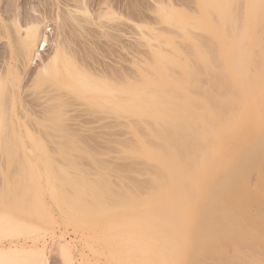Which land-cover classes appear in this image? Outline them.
<instances>
[{"label":"bare ground","instance_id":"obj_1","mask_svg":"<svg viewBox=\"0 0 264 264\" xmlns=\"http://www.w3.org/2000/svg\"><path fill=\"white\" fill-rule=\"evenodd\" d=\"M80 1L77 11L88 14L87 1ZM198 2L199 16L168 2L156 5L161 19L179 28L191 45L173 46V54L154 49L152 60L137 57L136 76L127 71L125 56L115 69L89 67L62 23H57L52 52L42 58L47 45L42 19L28 10L22 16L12 5L5 9L9 23L0 24L6 39L0 49V264H43L49 246L41 237L42 222L49 218L56 227L65 218L77 219L83 230L73 225L83 231L87 253L103 255L105 264H264V231L251 228L252 220L237 213L230 200L237 190L223 189L245 183L249 168L259 164L257 146L249 139L264 127L262 3ZM108 10L103 15L114 19ZM71 15L80 23L82 18ZM158 35L173 42V32ZM143 63L159 75L145 79ZM32 64L35 69L29 70ZM73 97L90 113H105L103 119L126 125L135 141L122 144L133 145L127 153L136 158L110 166L95 160L99 171L92 176L93 167H82L89 175L78 168L73 152L86 157L95 152L84 148V135L64 122V108ZM66 244L59 242V251L71 260ZM86 255L83 261L99 264Z\"/></svg>","mask_w":264,"mask_h":264},{"label":"rangeland","instance_id":"obj_2","mask_svg":"<svg viewBox=\"0 0 264 264\" xmlns=\"http://www.w3.org/2000/svg\"><path fill=\"white\" fill-rule=\"evenodd\" d=\"M76 1H78V2H76ZM76 1L75 0H0V24H5V23L8 24L9 23V20L6 18L5 9H7V7H10L11 5L15 9L21 10L22 11L21 13L22 14L24 13L22 16H25L27 14V12L28 13L31 12L32 15L37 16V18L38 17L41 18L42 20L39 19L42 21L40 24V25H42L41 30L43 29L42 34H44V36L47 35L46 37H43V38L47 39V41H46L47 45L45 46L44 51L43 50L40 51L41 52L40 54H41L42 58H45L53 50V47H54L53 42H55L54 38H56V35L58 33V27L62 23L63 28H65L64 31L66 32V34H69V38L71 39V41H74V44L76 43L78 45L79 49H81L82 51L87 53L86 54V53L81 51V54L82 55L84 54L83 58H85V61L88 62L87 64H89V67H91L92 69L101 70V68H104L103 66H105V67L111 66L112 68L115 69V68H117L116 66L120 65L118 63V60L120 62L121 57L123 56V58H124V56H125L126 58H124L125 61H123V63L125 64V66H128L126 68H127V71L130 72V75L131 74L133 75L135 73L137 74V70L135 69L134 62L135 61L137 62L138 58H140V57H142L143 60L144 59L147 60L148 58H150L152 56L154 49H157V48L163 49L167 53L173 54V51H172L173 46L179 49V48H187L191 45L189 40L182 38L181 30L179 28H177L176 26L171 25L167 22H164L161 19V15L157 11L158 5L159 6H160V4L162 5V3L164 5H166V3L168 2L167 4H171L175 8L181 9L187 13H190V14H194L195 16H199V9H200V5H199L198 0H92L93 2H90V3H89V0H86L87 1V2H85L86 6L87 7L89 6L88 7L89 8L88 14H84V13L80 14L81 12L77 11L78 8L76 7V5H78V3L80 5V3H82V1H80V0H76ZM260 1L262 3V11H263L262 15H263V20H264V0H260ZM7 4H9V5H7ZM15 4L16 5L19 4L18 8L16 7ZM156 5H157V7H156ZM20 6H21V8H20ZM73 8H74V12H73ZM107 8L110 11H112L111 16L114 13L113 14L115 16L114 19L112 18L113 16L110 17V18H112V19H110V18H108V16L103 15L105 10L106 11L108 10ZM57 11H59V12L57 13ZM71 11L73 14H75V16H79V18L77 17L78 19L82 18L81 21H83L85 19V17H86V19H88V18H90V19H88V21L85 20L84 23L81 21L79 23V21L77 22L74 20H72L73 21L72 22L69 19L70 15L72 14ZM62 12L63 13L68 12V13L63 14ZM89 12L91 13L92 17H90ZM76 13L78 15H76ZM3 14H4V16H3ZM60 14H62V16ZM99 14H101V16ZM80 15H82V16H80ZM21 17H19V21L21 20L20 21V22H22L21 24H24L25 21H23V19L26 16L24 18L22 17L23 19ZM63 17H65V19H63ZM55 19H56V21H55ZM58 19H59V21H58ZM4 21H5V23H4ZM65 21H67L68 25ZM68 21L70 22V24ZM93 21H94V23H93ZM75 22H77L78 24ZM138 24L141 26H139ZM77 25H78V27H77ZM71 26H73V28ZM87 26L89 29L87 28ZM141 27H143V28H141ZM139 29H143V30H139ZM69 30H71V32H69ZM78 31H80V32H78ZM82 31H83V33H81ZM89 31L91 34L89 33ZM191 31L194 34H200L199 30L191 29ZM170 32H173V35H174L173 42L168 43L166 40L163 39V37L161 35H158L160 33H164V34L169 33L170 34ZM260 32L263 35L262 41L264 42V30H261ZM86 34H87V36H86ZM76 35H78V36H76ZM140 35L142 37H140ZM71 36L72 37L74 36V37L72 38ZM5 41H6L5 38H3V37L0 38V49L2 47L3 48L6 47L4 45ZM89 42H90V44H89ZM76 44H75V47H77ZM1 50H3V49H1ZM109 53H112L114 55H111ZM116 53H118V54H116ZM138 55H140V56H138ZM107 57H108V59H107ZM111 57L113 58V60ZM1 59L2 58L0 56V60ZM91 59H93V60H91ZM98 59L100 62L98 61ZM101 59H104V62ZM2 60L0 61V71L2 68V64H3ZM151 60H152V57H151ZM106 62H108V63H106ZM109 64H110V66H109ZM35 65H33V64L31 66L29 65L28 69L29 70L35 69ZM145 65L146 64L143 63V66H145ZM32 66H34V67H32ZM100 66H101V68H100ZM29 67H31V68H29ZM144 71L146 73L145 79L146 78L154 79L159 75L156 71L154 73L149 68L148 65H146ZM136 74H135V76H136ZM22 82H23L22 84H27V82L25 80H23ZM28 83H29V81H28ZM232 93H233V91L230 90L228 92L227 97L230 96ZM76 98L73 97L72 98L73 101H72V99L69 100L68 104H70V105L66 104L68 106L66 107L67 111L64 108V111L66 114V116H64V122L70 128L72 127L71 129H73L74 131L78 130L77 131L78 134L81 133L80 134L81 136L82 135L85 136V137L82 136V140H80L82 142V144L85 143L84 148L87 147L88 150L91 149L90 153L95 152L93 154L94 158L91 154H90V157L92 156V158H90L88 156L86 157V156H84V154L79 155V154H77V152H73V153H76L75 154L76 158L79 157L78 158V160H79L78 165H80V166H78V168L81 167V169H84V168L88 169V167L91 166V169H92V167H93L94 170L93 169H92V171H90L91 169L89 170L90 171L89 174H91V175L88 174V170H87V172H85L86 169L82 170L84 173H87V175L92 176L93 173L95 174L99 171V170L97 172L95 171L96 170V167H95L96 164L95 165L93 164V162H96L95 160L99 161V160L103 159L105 165H109V166L112 164L125 165V164L130 163L132 160H134L136 158V156L132 155L130 153H127V150L133 145H129L126 147V145L122 144V142L128 143V142H134L135 141L133 138V134H132L131 130L128 127H126V125L121 124V122H119V120L115 121V118H113V117H112L113 120H110L111 118H109V117H108L109 119H103V117H104L103 115H105V113L103 115L101 113L102 117H101V115L99 116V114L97 116L96 112H95V114H93L92 112L90 113L88 111V108L85 105V103H83L82 101L80 102L79 98H77V99ZM68 107L70 108V110ZM72 108H73V110H71ZM98 113H100V112H98ZM90 114H92V115H90ZM75 118L77 120H75ZM66 119H68V120H66ZM73 119H74V121H73ZM117 121L119 122V124ZM263 133H264V127L262 129L258 130L256 132V134L254 136H252V138L249 139L250 142H252L255 146H257L258 151H257L256 156H255L256 157L255 161L258 160L259 164L255 163L254 166L249 168V176H248L247 181L245 183L239 184L237 187L233 186V184L232 185L227 184L223 187V189H226V190H237L238 193L236 194V196H234L233 198L230 199L234 202L232 204H234V206H237V213H239L242 216H246L252 220V221H250L251 228H255L258 231H264V143H263L264 139L262 138ZM75 155L70 154V156H72L71 158L75 157ZM95 157H96V159H95ZM82 159H83V161H81ZM89 160L92 163H90ZM84 161H85V164L82 163ZM101 161H99V162H101ZM79 162H81V163L79 164ZM81 164L83 166H81ZM98 164L99 163L97 162V165ZM82 167H84V168H82ZM78 168L76 169V172H77ZM93 171H95V172H93ZM72 172H70V173H72ZM109 172H110L112 178H116L115 172H113V171H109ZM127 173H129V171ZM130 175L137 177V174L134 172L130 173ZM68 219H69V221H66V218H65V220H62V223L59 224L60 226L57 225L58 227H56V224H54V218L47 219L48 222L46 219L43 220L42 225L43 224L44 225L42 227H44L43 231H45V232L42 233L43 235H41V237L44 236L42 238H45L48 240L47 243L49 246V248L48 247L45 248V251L48 249L46 252L43 251V253H44V257L42 255V258L44 260L43 264H60V263L63 264V261L65 259L63 257H61V255H63L64 253L59 251L60 250L59 249V242H63L65 244L68 243L66 245H67V248L69 247L68 249H70L69 255L71 256V260L69 257V259L65 260L67 262L65 264H72V263L73 264H88L87 261L86 262L83 261V259H85V258H82L85 256V254L88 255V256L87 255L86 256L90 258L91 262H95V263L97 262L99 264H105V257L103 255H92L91 253H87L89 251L86 248V246H84L86 242L84 239L85 236L82 235L83 231L80 232L81 229H79L80 230L79 231L78 228L76 229V226H74L76 224V222L79 223L78 220L76 219L77 220L76 221V220H73L72 218H68ZM52 222H53V224H52ZM45 223H46V225H45ZM73 223H75V224L73 225ZM76 225L79 226V224H76ZM73 226H74V228H73ZM80 226H81V224H80ZM81 228L83 230L82 226H81ZM45 229H47V231ZM44 233H46V234H44ZM59 234H60V236H59ZM84 234H85V231H84ZM110 235H111V237L114 236V232H111ZM41 237H40V239H41ZM51 237L53 238V240L55 239V241H53ZM56 238H57V241H56ZM95 245L100 246V244L98 242H95ZM51 246H52V248H51ZM56 250L62 254H58ZM142 253L144 254V252H142ZM45 255H47V256H45ZM59 255H60V257H59ZM82 255H84V256H82ZM48 257H50V258H48ZM57 258H59V259H57ZM60 258L63 260H61ZM185 258H187L188 260L191 259L189 255L186 256ZM142 260H143V255L141 256V253H140V261H142ZM107 264H117V263L115 261H109V262H107Z\"/></svg>","mask_w":264,"mask_h":264}]
</instances>
